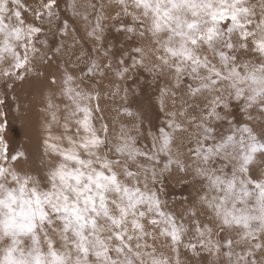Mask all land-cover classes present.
Here are the masks:
<instances>
[{
    "label": "snow or ice",
    "instance_id": "6c2138e0",
    "mask_svg": "<svg viewBox=\"0 0 264 264\" xmlns=\"http://www.w3.org/2000/svg\"><path fill=\"white\" fill-rule=\"evenodd\" d=\"M0 264H264V0H0Z\"/></svg>",
    "mask_w": 264,
    "mask_h": 264
}]
</instances>
